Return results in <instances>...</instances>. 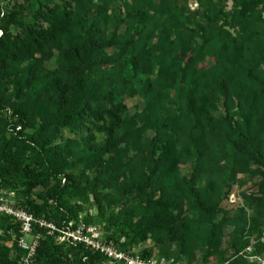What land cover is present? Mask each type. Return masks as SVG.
<instances>
[{
    "label": "trees",
    "instance_id": "16d2710c",
    "mask_svg": "<svg viewBox=\"0 0 264 264\" xmlns=\"http://www.w3.org/2000/svg\"><path fill=\"white\" fill-rule=\"evenodd\" d=\"M98 1L109 5L116 0ZM237 2L245 17L234 35L225 23H218L214 0L198 1L199 18L198 10L175 0H130L123 31L118 30L126 19H119L106 36L96 21L67 8L43 12L51 28L22 23L15 12L8 13L0 21V103L10 110L0 118L2 184L15 191L36 218L58 224L73 214L69 197L82 201L96 189L86 177L82 184L74 163L83 162L81 169L99 165L114 191L97 206V222L105 227L106 237L123 245L148 237L156 243L187 245L190 230L183 222L165 223L164 217L177 205L181 189L194 193L200 210L211 208L198 186L206 178L202 168L219 148L209 136L222 119L215 103L230 113L247 103L242 88L253 84L264 89V81L259 83L252 72L264 68V0ZM12 24L21 28L23 37L8 31ZM62 38L63 63L56 69L47 52L58 48ZM6 78L14 84L10 93L3 87ZM134 94L142 95L144 104L130 111L116 102L107 111L109 121L99 125L106 135L103 143H91V135L83 147L78 141L53 143L62 127L75 129L86 120H102V104ZM8 126L19 128L6 135ZM146 130L152 132L149 155L118 153L126 152L123 142L137 146ZM259 142L257 154L263 157L264 138ZM185 161L192 163L189 178L179 177L176 169ZM37 186L41 188L34 196ZM117 198H132V205L115 212ZM33 227L40 232L33 256L37 264H103L102 255L83 242L57 243L45 226ZM243 231L237 233L235 254L248 241ZM0 264L20 263L0 246ZM229 264L255 263L237 256Z\"/></svg>",
    "mask_w": 264,
    "mask_h": 264
},
{
    "label": "rangeland",
    "instance_id": "374dc122",
    "mask_svg": "<svg viewBox=\"0 0 264 264\" xmlns=\"http://www.w3.org/2000/svg\"><path fill=\"white\" fill-rule=\"evenodd\" d=\"M175 1L190 11L198 10L199 13L195 14V18L201 16L202 9L197 6L199 0ZM214 1L219 12L218 23H225V27L234 35L244 20L245 11L239 7L238 0ZM129 3L130 0H116L109 5H104L98 0H83V2L75 0H0V21L8 13L15 12L22 23L34 21L43 28H51L45 20L43 12H48L52 8H67L78 11L88 21H96L97 27L103 31V36H106V32H112L115 29L114 22L126 19V9ZM262 16L264 17V9ZM127 20L122 22L119 32L123 31ZM8 31L12 35L23 37L18 25L12 24ZM63 41L64 38L61 39L58 48L52 47L47 52L51 55L50 65L56 69H59L63 63L62 56L65 51ZM210 59L209 66L213 65V59ZM252 72L259 79V83L264 81V68H255ZM140 79L144 81L143 71L140 72ZM159 80L163 81V75H160ZM13 85V81L6 78L3 85L6 88V93L11 92ZM165 91L170 93L169 90ZM241 94L247 99V103L239 104L237 108L234 106L230 113H225L221 102L215 103L220 108L221 112L219 113L222 116L218 117L219 113L214 116L222 119L217 124V130L211 132L209 136L213 138L212 141L219 148L212 152H216V154H213L210 165L202 168L201 173L206 178L198 186L200 196L203 199L209 197L207 202L211 207L210 210L207 212L200 210L194 193L181 189L177 205L165 213V223L183 222L190 230L191 234L187 245H180L178 241L156 243L150 237L143 242L130 243L129 241L123 245L106 237L105 227H101L97 222V206L103 198L114 196L113 187L109 184L99 165H94L90 169H81L83 162H79L74 163V170L83 176L82 184H85L87 178L89 182L96 183V189L91 190L88 198L82 201L69 197L68 202L73 208V214L58 224L32 215L24 208L21 198L16 195L15 191L8 190L0 178V246L8 248L12 255L17 256L19 263L24 264L20 257L26 255V249L19 246V239L22 236L19 230V219L14 214L6 212V209L13 211L22 209L33 216L32 232L24 237L26 244L34 241V234L38 233L40 236V232L35 231L33 227L36 223L39 226H45L47 232L54 236L57 243L70 244L73 243L74 236H79L75 229L84 223L97 226L102 234L103 244L110 245L117 251L128 255H139L142 259L168 254L174 255L180 264H229L235 257L243 256L250 263L264 264V156L257 154L259 139L264 138V89L252 84L249 89L242 88ZM118 101L130 111H134L136 106L144 104V99L140 94H134L131 97H117L116 100L106 102L99 107L102 120L94 122L86 120L82 126L75 129L62 127L53 143L78 141L83 147L88 135L92 136L91 143L98 145L103 143L106 135L99 129V125L102 121H109L107 111L115 107ZM4 107L5 104L0 103V118L10 115V110L8 111ZM11 128L8 126L5 131L6 135L14 133L19 127ZM227 133L230 134V138ZM142 136L135 147L123 142L121 147L126 152L118 151V153L132 157L140 153L149 155L151 149L149 137L152 136V132L146 130ZM176 169L179 177L189 178L192 172V163L185 161ZM178 186L181 188V183H178ZM40 188L37 186L33 189L34 194ZM119 196L124 197L123 194ZM118 198L114 200L115 212L126 211L132 205L130 201L132 198L122 201ZM107 209L109 210V207ZM138 212H142V207L138 209ZM241 229L244 230L243 236L248 241L245 244V249L235 254L233 245L239 241L237 233ZM99 253L103 257V264H128L123 258H115L105 252ZM32 263L37 264L34 259Z\"/></svg>",
    "mask_w": 264,
    "mask_h": 264
},
{
    "label": "built area",
    "instance_id": "2783aa9c",
    "mask_svg": "<svg viewBox=\"0 0 264 264\" xmlns=\"http://www.w3.org/2000/svg\"><path fill=\"white\" fill-rule=\"evenodd\" d=\"M6 212L14 214L20 222V232L22 236L19 239V246L26 249V255L21 256L20 259L24 264H33V256L35 252V247L39 238V234H34V241L30 244L25 243L24 237L31 234L32 232V223L33 216L22 209L11 210L6 209ZM76 233H79V236H74L73 242H83L93 251L105 252L109 255H112L115 258H123L128 264H180L178 260L173 256H158L148 259H142L139 255H128L127 253L117 251L114 247L110 245H105L102 243V234L96 225L84 224L81 223L76 229Z\"/></svg>",
    "mask_w": 264,
    "mask_h": 264
}]
</instances>
